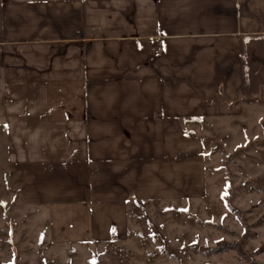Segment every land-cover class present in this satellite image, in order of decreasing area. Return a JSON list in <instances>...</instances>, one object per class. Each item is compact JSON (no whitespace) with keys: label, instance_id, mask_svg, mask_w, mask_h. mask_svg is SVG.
<instances>
[{"label":"crops","instance_id":"1","mask_svg":"<svg viewBox=\"0 0 264 264\" xmlns=\"http://www.w3.org/2000/svg\"><path fill=\"white\" fill-rule=\"evenodd\" d=\"M257 110L264 0H0L16 264L35 250L39 264H77L126 239L130 202L199 200L202 143L183 126Z\"/></svg>","mask_w":264,"mask_h":264},{"label":"rangeland","instance_id":"2","mask_svg":"<svg viewBox=\"0 0 264 264\" xmlns=\"http://www.w3.org/2000/svg\"><path fill=\"white\" fill-rule=\"evenodd\" d=\"M223 122L183 126L202 143L207 182L202 198L130 202L126 239L109 242L77 264H264V111ZM11 208L0 197V264L20 258L8 242L12 235H5L15 224ZM42 256L28 251L21 260L39 264Z\"/></svg>","mask_w":264,"mask_h":264},{"label":"trees","instance_id":"3","mask_svg":"<svg viewBox=\"0 0 264 264\" xmlns=\"http://www.w3.org/2000/svg\"><path fill=\"white\" fill-rule=\"evenodd\" d=\"M194 95H196V94H194ZM197 96V95H196Z\"/></svg>","mask_w":264,"mask_h":264}]
</instances>
